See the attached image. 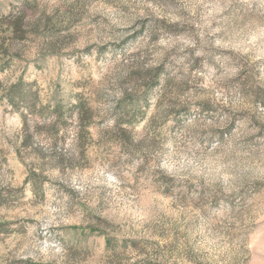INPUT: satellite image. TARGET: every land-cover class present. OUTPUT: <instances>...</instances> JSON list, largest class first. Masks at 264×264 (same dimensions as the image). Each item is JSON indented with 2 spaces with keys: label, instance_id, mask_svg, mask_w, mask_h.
Returning a JSON list of instances; mask_svg holds the SVG:
<instances>
[{
  "label": "rangeland",
  "instance_id": "rangeland-1",
  "mask_svg": "<svg viewBox=\"0 0 264 264\" xmlns=\"http://www.w3.org/2000/svg\"><path fill=\"white\" fill-rule=\"evenodd\" d=\"M23 5L54 26L0 53V264H264V0H0V22ZM20 78L60 121L25 124ZM122 100L144 115L118 125Z\"/></svg>",
  "mask_w": 264,
  "mask_h": 264
},
{
  "label": "trees",
  "instance_id": "trees-1",
  "mask_svg": "<svg viewBox=\"0 0 264 264\" xmlns=\"http://www.w3.org/2000/svg\"><path fill=\"white\" fill-rule=\"evenodd\" d=\"M21 8L22 9L19 14L20 16L13 17L9 15L4 17V21L0 22V27L6 26V34H8V38L11 42L7 43L5 37L4 39L0 37V53L9 52V50L14 47V44L12 43L14 39H23L26 38V36L30 32L35 33L41 28H49L51 26H54V23L52 25L51 20H49L48 18H41L39 20H35L34 22L29 21L28 7L23 5ZM3 68L5 69L8 67L4 65ZM157 78L158 77H156V82L158 81ZM4 95L8 103L21 112L25 124L28 125L29 122L33 121L35 122L38 129H42V126L47 125L46 120L49 115H52V117H50L51 120L57 117L56 119H59V121L61 119L59 117L64 115V109L61 104H58L56 106L43 104L39 92L33 87V83L28 82L23 78H20L16 82L10 84L5 89ZM76 107L79 109L78 114L81 117V121H83V128H87L90 124H92L89 120L93 116V110L89 106H84L82 104L75 105V108ZM136 107L137 106H135L134 101L124 103V101L122 100L121 102H119L115 109L118 114L116 115L118 125H122V122H126L125 124H131L130 119L129 121H127L128 117H139L140 115L143 116L145 112H143L140 108L137 109ZM64 122H59V124H63ZM56 124L57 121L55 120L49 123V125H51L53 129L55 127L54 125ZM52 128H50L49 131L53 130ZM85 130L87 132V129ZM122 133L126 136L127 139H129V141L131 140V134L128 128H122ZM58 134L59 132L57 130L56 136H58Z\"/></svg>",
  "mask_w": 264,
  "mask_h": 264
}]
</instances>
